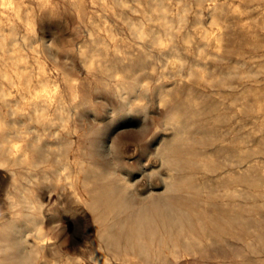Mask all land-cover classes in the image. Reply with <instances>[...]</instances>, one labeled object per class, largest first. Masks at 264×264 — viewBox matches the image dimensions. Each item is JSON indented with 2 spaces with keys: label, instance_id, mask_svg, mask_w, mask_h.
Returning <instances> with one entry per match:
<instances>
[{
  "label": "rangeland",
  "instance_id": "obj_1",
  "mask_svg": "<svg viewBox=\"0 0 264 264\" xmlns=\"http://www.w3.org/2000/svg\"><path fill=\"white\" fill-rule=\"evenodd\" d=\"M50 1L20 0V17L12 12L14 25L3 18L0 29V140L31 151L22 162L0 147V226L12 220V195L23 184L42 201L26 211L39 212L45 230L25 234L3 253L4 264H152L112 257L91 210L73 195L66 173L85 177L80 167L91 163L107 172L98 185L120 189L134 206L173 195L207 212L205 227L194 225L198 240L173 224L177 250L162 252L158 264H264V184L255 168L259 155L264 160L256 131L264 1ZM83 52H94V62ZM53 118L65 125L58 135ZM177 130L189 137L176 142ZM32 167L50 179L27 180ZM1 255L0 245L3 264Z\"/></svg>",
  "mask_w": 264,
  "mask_h": 264
},
{
  "label": "bare ground",
  "instance_id": "obj_2",
  "mask_svg": "<svg viewBox=\"0 0 264 264\" xmlns=\"http://www.w3.org/2000/svg\"><path fill=\"white\" fill-rule=\"evenodd\" d=\"M121 1L126 5L125 0H121ZM44 3L48 5V4H51V1L50 0H44ZM203 3H204V1H203ZM5 5H7V6H5ZM80 7L82 8L83 6H80ZM47 9H48V7H47ZM55 9H54V11H55ZM21 10H22V6H21L20 0H0V29H1L2 24H3V18H6L10 22L9 23L10 26L12 27L14 25L15 21L11 18V16H12L11 13L13 12L17 17H20ZM77 13L79 16V14H80L79 11H77ZM83 14H85V13H83ZM262 16H263V20L261 22V26L264 27V7L262 8ZM26 23H27V20H26ZM84 25H85V23H84ZM132 27L137 34H139V35L145 34V30H144L143 25L141 23L134 22L132 24ZM90 33H91V31H90ZM145 36H147V35L145 34ZM82 54L89 59L90 63L94 62V57H95L94 52L92 53L93 55H90V57H88L86 52H83ZM21 59H23V58H21ZM90 63H89V65H90ZM262 63L264 64V62H262ZM262 63H261V65H263ZM258 66H259V64H258ZM1 71L2 70L0 68V73H1ZM42 72L43 73L46 72L45 68H42ZM260 72H262V71H260ZM25 75H26V73H25ZM61 75H62V73H61ZM124 79H126V78H124ZM13 80H15V79H13ZM73 84H74V82H73ZM42 85H43V83H42ZM118 89L120 90V93L122 96H127L130 93L129 90L127 89V87L118 88ZM43 91L47 95L54 93V90L48 85H44ZM1 92H3V91H1ZM36 92H38V90ZM41 93H42V91L39 94H41ZM36 97H37V95H36ZM76 97H77V94L75 92H73L72 98L75 101H76ZM256 97H257V112L260 116V118L258 119L257 128H256L258 138H259V142H258L257 147H258V153L262 154V147H263V142H264V119L261 118V116L263 115V112H264V88L261 85H257ZM142 99L143 98L141 97V94H140L137 101H141ZM1 109H3V108H1ZM6 109L7 108H5V110ZM11 109H12V107H11ZM35 113L37 116L42 115L38 108H35ZM50 121H51L52 125H55V128H54V130H52L53 132H51V133L53 135H58L59 131H62V130H60V128L58 126L63 125V124L58 123L55 120V118L51 119ZM63 126H65V125H63ZM36 135L37 136H36L35 140L33 141L34 145H36V143L39 142L41 139V134L39 132ZM173 137H174V140H176V142H177L178 140L183 141V139H187L189 136H188V134H186L185 131L177 130ZM163 138H165V137H163ZM8 139H10V138H8ZM11 140L12 139H10L8 141V142H10L8 145H6V143H5L6 141H3L2 139L0 140V147L3 148L5 154L9 155L10 158L13 156L18 161L29 162L30 157H31L30 156V154H31L30 149L22 148V149L15 151V146L12 144ZM92 155H94V154H92ZM259 156L260 157L258 158V161L256 163V167H255L256 168V179H257L258 183L264 184V160L262 158V155H259ZM30 169H31L30 173L26 177L27 180H32L34 178V179H37L39 181L40 180H42V181L47 180L48 181V179H50V175L48 173H46V174L43 173L44 175L42 177H39L38 174L36 173V171L33 169V167ZM62 169L67 170V164H63L62 168L54 170V172L56 174L55 176H57V179H60ZM80 169H81V171L86 170L85 177H81V176L76 175L73 178L71 173L67 172L66 177L68 179V183H70L74 187L73 195L75 196V198L83 200L87 204L89 209L91 210L93 221H94L95 228H96V232H97V234L101 240L106 241L107 248L109 249L112 257L126 261V262H133L134 263L139 258V256H143L145 259L147 258L148 260H150L152 264H158V261H159L158 258L162 252H164V254H165V252L169 253V254H173L177 250V244H176L175 237L173 234V224H178L181 234L188 241L191 242L192 240H198L199 239V237L197 235V231L194 229L195 228L194 225H198L199 228L203 229L205 227L206 220L208 218L207 212L201 206H198L191 201H188V200H185V199H182L178 196H173V195H166L163 202H160L159 200H157L155 198H150V199L142 200L137 206H134L133 204H131L127 200V198L123 195V193L120 189H116L113 187L112 188L105 187L104 185H98V182L107 176V172L105 170H103L101 167L97 166L94 163H91L89 165H81ZM19 170H20V168H19ZM12 174L15 177V181L17 182L18 180L16 177V174H17L16 171L13 170ZM78 181L83 183V186H84L83 192L84 193L81 192L79 190V188L76 186L77 185L76 183ZM130 182H131V180H129V179L126 180L127 184H130ZM13 185H14V183H13ZM15 188L17 189V193H14L12 195V201H11V206L14 208L13 218L10 222L4 223L0 226V245H1V251H2L1 261L3 264L5 262H8V257H6V255H4L3 253L7 252L14 245H16L20 241V239L22 240L24 238L25 234H27L29 231L33 230L39 237H42L44 235V231H45V230L43 231L40 222L37 221V217L40 216L39 212H37L36 210L32 211V212L26 211V209H28V208L29 209L40 208L42 206V201L39 198L33 196V194L31 193V191L27 185H23V184L17 185ZM169 217L171 218L170 220L168 219ZM23 251H24V249H23ZM99 256L102 258L103 261L110 260V258L107 255H105L104 252H99ZM96 260H94V261H96Z\"/></svg>",
  "mask_w": 264,
  "mask_h": 264
},
{
  "label": "clouds",
  "instance_id": "obj_3",
  "mask_svg": "<svg viewBox=\"0 0 264 264\" xmlns=\"http://www.w3.org/2000/svg\"><path fill=\"white\" fill-rule=\"evenodd\" d=\"M5 6H7V5H5Z\"/></svg>",
  "mask_w": 264,
  "mask_h": 264
}]
</instances>
